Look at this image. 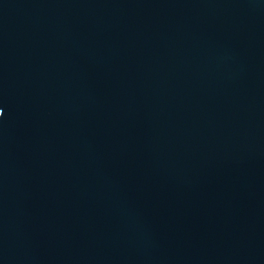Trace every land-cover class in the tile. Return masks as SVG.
Wrapping results in <instances>:
<instances>
[{
    "label": "water",
    "instance_id": "1",
    "mask_svg": "<svg viewBox=\"0 0 264 264\" xmlns=\"http://www.w3.org/2000/svg\"><path fill=\"white\" fill-rule=\"evenodd\" d=\"M0 264H264V0H0Z\"/></svg>",
    "mask_w": 264,
    "mask_h": 264
},
{
    "label": "snow or ice",
    "instance_id": "2",
    "mask_svg": "<svg viewBox=\"0 0 264 264\" xmlns=\"http://www.w3.org/2000/svg\"><path fill=\"white\" fill-rule=\"evenodd\" d=\"M3 111V109L2 108H0V112H2Z\"/></svg>",
    "mask_w": 264,
    "mask_h": 264
}]
</instances>
